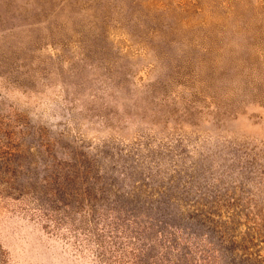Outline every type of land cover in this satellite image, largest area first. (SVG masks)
Returning <instances> with one entry per match:
<instances>
[{"label":"rangeland","instance_id":"374dc122","mask_svg":"<svg viewBox=\"0 0 264 264\" xmlns=\"http://www.w3.org/2000/svg\"><path fill=\"white\" fill-rule=\"evenodd\" d=\"M1 138L0 264H172L197 207L264 256V0H0Z\"/></svg>","mask_w":264,"mask_h":264},{"label":"trees","instance_id":"16d2710c","mask_svg":"<svg viewBox=\"0 0 264 264\" xmlns=\"http://www.w3.org/2000/svg\"><path fill=\"white\" fill-rule=\"evenodd\" d=\"M4 135L8 139V134L5 133ZM18 157V148L11 145L8 140L1 138L0 159L3 167L11 171L18 166L20 167V162L17 160ZM57 167L59 169L52 172L49 181L44 178L45 182L51 186L50 189L53 195L90 194L89 183L85 181L88 168L79 171L73 163L71 166L64 168L62 165L57 164ZM15 182V179L11 177L0 180V184H4L6 190H16ZM213 214L214 212L210 209L202 210L197 207L194 214L188 215L192 219L200 217L202 220L201 224L208 223L205 230L212 234L215 240L209 239L207 244L195 245L194 248L189 247L187 244H178L179 246H176L177 240L175 236L166 237L167 244L177 252L172 264H264V256L253 249L259 236H254L253 233L252 235L247 233L240 236L234 234L233 226L224 225L228 221L214 219L211 217ZM196 220V223H198V219ZM204 235L208 237V234L205 233ZM136 255L134 254V257ZM137 261H140V258Z\"/></svg>","mask_w":264,"mask_h":264}]
</instances>
